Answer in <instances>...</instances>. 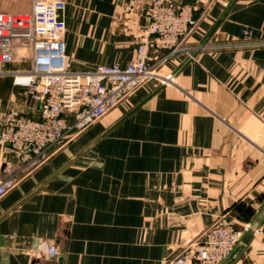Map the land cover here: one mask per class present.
Masks as SVG:
<instances>
[{
	"label": "crops",
	"instance_id": "crops-1",
	"mask_svg": "<svg viewBox=\"0 0 264 264\" xmlns=\"http://www.w3.org/2000/svg\"><path fill=\"white\" fill-rule=\"evenodd\" d=\"M33 1L0 0V13L26 17ZM45 1L66 4L72 70L134 58L147 0L132 14L124 10L132 0ZM177 1L197 9L192 47H237L170 58L159 72L173 83L141 86L24 177L0 200V264H170L220 216L238 230L256 218L264 205V0ZM22 64L30 68L17 60L0 69ZM21 95L0 78V111L37 117ZM44 241L61 256H31ZM233 264H264L262 233Z\"/></svg>",
	"mask_w": 264,
	"mask_h": 264
},
{
	"label": "built area",
	"instance_id": "built-area-1",
	"mask_svg": "<svg viewBox=\"0 0 264 264\" xmlns=\"http://www.w3.org/2000/svg\"><path fill=\"white\" fill-rule=\"evenodd\" d=\"M138 6V1L132 0L124 10L132 14ZM65 9L63 1L34 0L26 17L0 13V63H30L28 70L0 69V78L10 77L38 109L37 117L15 109L0 111V200L46 162L53 151L90 128L141 86L173 83L171 75L159 72L170 58L179 54L191 57L198 49L237 47H192L189 39L199 23L196 7L177 0H147L135 56L126 66L99 65L75 71L66 62L67 27L62 19ZM251 45L259 44L247 46ZM161 52L166 54L160 56ZM246 229H236L232 219L222 215L200 242L170 264H219L231 255ZM257 233L264 237V230ZM29 253L39 259L61 256L56 245L45 241Z\"/></svg>",
	"mask_w": 264,
	"mask_h": 264
},
{
	"label": "water",
	"instance_id": "water-1",
	"mask_svg": "<svg viewBox=\"0 0 264 264\" xmlns=\"http://www.w3.org/2000/svg\"><path fill=\"white\" fill-rule=\"evenodd\" d=\"M263 222H264V205L262 206L261 210L259 211L256 218L253 220V222L245 230L240 242L237 244L236 248L231 253V255L219 264H233L241 256L243 251L249 245L250 241L260 230V227L263 224Z\"/></svg>",
	"mask_w": 264,
	"mask_h": 264
},
{
	"label": "rangeland",
	"instance_id": "rangeland-1",
	"mask_svg": "<svg viewBox=\"0 0 264 264\" xmlns=\"http://www.w3.org/2000/svg\"><path fill=\"white\" fill-rule=\"evenodd\" d=\"M21 2V1H20ZM15 67H17V68H21V69H24V70H26V69H29V68H27L28 66H25V65H16ZM27 101V97H26V95H25V93L23 92V90H22V95L20 96V98H19V102L20 103H24V102H26Z\"/></svg>",
	"mask_w": 264,
	"mask_h": 264
}]
</instances>
